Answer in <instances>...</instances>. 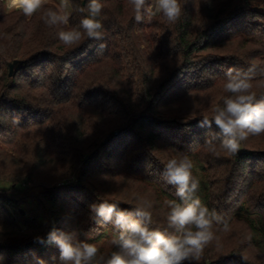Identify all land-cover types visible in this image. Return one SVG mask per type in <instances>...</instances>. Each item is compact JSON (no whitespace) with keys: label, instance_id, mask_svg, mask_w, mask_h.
I'll list each match as a JSON object with an SVG mask.
<instances>
[{"label":"trees","instance_id":"trees-1","mask_svg":"<svg viewBox=\"0 0 264 264\" xmlns=\"http://www.w3.org/2000/svg\"><path fill=\"white\" fill-rule=\"evenodd\" d=\"M100 2L103 41L72 47L58 40L64 26L48 27L41 13L28 20L0 10V145L25 158L10 167L0 148V264H56L59 249L47 239L54 227L96 245L116 235L91 219L89 206L103 200L133 211L136 197H147L152 226L164 230V201L179 198L163 165L182 154L201 201L229 223L199 262L184 264H264V135L213 156L203 142L218 143L219 129L201 126L228 95L227 68L264 69V26L249 22L264 4L180 0L178 22L138 24L128 0ZM69 3L77 26L87 0ZM252 90L264 97V77ZM109 181L125 194L106 196Z\"/></svg>","mask_w":264,"mask_h":264},{"label":"clouds","instance_id":"clouds-1","mask_svg":"<svg viewBox=\"0 0 264 264\" xmlns=\"http://www.w3.org/2000/svg\"><path fill=\"white\" fill-rule=\"evenodd\" d=\"M49 0H7V7L19 10L25 17L41 13L48 27L64 26L57 32L61 44L79 46L86 37L103 41L100 19L103 4L100 0H87L78 11L82 14L77 26H70L69 0H59L46 7ZM136 23L162 17L169 23L180 20L183 8L180 0H128ZM100 43L99 48L104 49ZM257 75L264 77V69L257 72L255 65L247 69L229 67L225 70L222 105L218 104L211 118L203 116L201 126L219 129L220 140L207 137L203 146L213 156L222 152L238 153L249 137L264 135V97L253 89ZM193 161L187 154L170 158L163 165L162 178L175 187L174 199L165 200L166 228L153 227V202L144 196L136 197L133 211L121 209L118 202L103 200L89 206L91 219L100 225H111L116 235L110 240L115 250L101 254L95 243L79 238L78 231L65 232L53 228L47 236L59 249L56 264H184L199 262L204 249L217 240V231H227L228 221L205 205L197 195L199 179L193 174ZM40 242L43 238L38 237Z\"/></svg>","mask_w":264,"mask_h":264},{"label":"rangeland","instance_id":"rangeland-1","mask_svg":"<svg viewBox=\"0 0 264 264\" xmlns=\"http://www.w3.org/2000/svg\"><path fill=\"white\" fill-rule=\"evenodd\" d=\"M258 3H263L264 4V0H256ZM149 2H151V0H149ZM59 3V0H49V3L47 5L53 6L54 4ZM0 10L3 14H9L13 11H16L14 9H10L7 7V0H0ZM69 11L71 12V5L69 3ZM72 14V13H71ZM157 17H153L150 21L146 20V23H150L153 19L158 18ZM28 20L30 19L29 17H27ZM251 21H256L253 24H258V26L262 25V27L264 26V6L260 4V6L258 5L257 7L254 8V13H252L250 15V19L249 22L251 23ZM261 27V26H260ZM147 29L146 32L150 33V30L148 29V26L146 27ZM254 142V141H253ZM0 148H2L4 151H6L7 155L9 156V166L12 167V165L18 164V163H22L25 161V158L17 153V151L13 150L10 146L8 148V146L6 145H0ZM115 165V164H114ZM62 175H64V173H62ZM62 175H60V177H62ZM57 179H59V176H57ZM125 182H127V180H124ZM63 180H60L58 185L63 184L62 183ZM109 185H111L112 187L110 188L111 190L109 191H105V195L109 196V197H122L124 190L119 188V184L115 183V182H107ZM122 191V193H121ZM113 236H110L107 240L98 243L97 245L99 247L102 248V254H110V252L113 250V246H111L110 244V240L112 239ZM81 240H86L87 238L81 239Z\"/></svg>","mask_w":264,"mask_h":264},{"label":"water","instance_id":"water-1","mask_svg":"<svg viewBox=\"0 0 264 264\" xmlns=\"http://www.w3.org/2000/svg\"><path fill=\"white\" fill-rule=\"evenodd\" d=\"M17 62H18V61H14L13 63H11V64L9 65V68H10L9 75H10V76H12V75H13L14 68H15V66H16V64H17Z\"/></svg>","mask_w":264,"mask_h":264}]
</instances>
